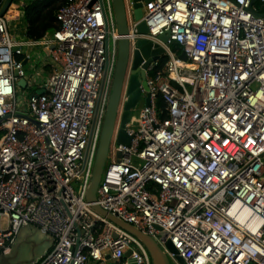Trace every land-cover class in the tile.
Here are the masks:
<instances>
[{
	"label": "built area",
	"instance_id": "1",
	"mask_svg": "<svg viewBox=\"0 0 264 264\" xmlns=\"http://www.w3.org/2000/svg\"><path fill=\"white\" fill-rule=\"evenodd\" d=\"M143 21L145 35L129 21L132 49L158 42L168 61L147 69L150 105L137 130L126 127L130 146L112 151L113 138L96 204L160 247L170 241L176 262L264 264V0H152ZM57 22L22 42L0 17V257L34 226L53 245L32 264L121 263L130 249L152 264L139 239L86 199L117 65L112 0H68ZM166 33L170 47L158 39ZM38 46L52 73L19 101L20 80L35 86L26 48Z\"/></svg>",
	"mask_w": 264,
	"mask_h": 264
},
{
	"label": "water",
	"instance_id": "2",
	"mask_svg": "<svg viewBox=\"0 0 264 264\" xmlns=\"http://www.w3.org/2000/svg\"><path fill=\"white\" fill-rule=\"evenodd\" d=\"M152 0H112L117 31L119 34L118 57L116 71L113 79L112 90L108 102L107 112L101 133L96 161L93 170V177L87 192L86 199L92 205V208L100 215L106 217L114 224L125 229L146 247L152 264H171L169 255L160 247V245L150 236L137 230L134 226L120 220L100 208L97 202L98 189L108 165L110 147L113 138L117 133L116 141L118 144L130 146L132 137L128 136L126 127L131 122L132 112L136 110L139 103L144 100L146 106L150 105V96L145 94L148 91L146 82V72L151 64L161 60L166 55V48L158 42L148 39H139L135 49H132L129 40V21L138 22L137 31L139 34H148L147 23L143 21L145 8ZM14 0H5L0 11V17H4ZM127 3H131V12L128 14ZM108 31V27H107ZM159 41L169 45V33L159 36ZM109 42V36L107 43ZM49 54V52H47ZM183 61H188L187 55L183 52L180 56ZM21 88L27 87L26 80H20L18 84ZM145 91V92H144ZM121 153L117 154V161H120ZM167 239V234H162ZM167 248L171 253H177L170 241L167 242ZM138 254H141L138 252ZM179 264H185L181 257L177 256ZM114 264H138L133 258V250L130 249L125 254V259L121 263Z\"/></svg>",
	"mask_w": 264,
	"mask_h": 264
},
{
	"label": "rangeland",
	"instance_id": "3",
	"mask_svg": "<svg viewBox=\"0 0 264 264\" xmlns=\"http://www.w3.org/2000/svg\"><path fill=\"white\" fill-rule=\"evenodd\" d=\"M18 11V12H17ZM21 11V12H20ZM17 12V13H15ZM23 13V7L21 5H19L18 3L14 2L12 4V6L10 7L8 13L5 15V18L9 21V25H10V32L11 35L13 37L19 38L20 40H25L26 38H24V36L22 35L21 32V27L24 24L25 21V17L24 15H22ZM13 19H16L14 21H11ZM172 50L175 53H179V48L176 44H174L172 46ZM36 52V53H35ZM35 52L34 54V58L36 57H41L42 53H41V48H35ZM46 77V76H45ZM30 78V77H29ZM184 82L186 83V85L191 88V83L192 81L189 80L187 77H183ZM34 86H30L29 88H21L19 89L18 93V99L19 101L23 100V91H25V95L28 96L30 93L33 92L34 90ZM144 105V100H142L141 103H139L138 107L136 108V110H134L132 112V116H131V126L137 130L139 128V115H140V111L142 109ZM116 145H118L117 141H115L113 143L112 146V151L113 149L116 147ZM114 157L113 152L111 153V158L109 159V161H112ZM74 187L77 191H79L78 186L76 183H74ZM20 237L24 240V243L20 245L21 250L20 253L18 254V256H16V259L19 263H24L25 261H27V259H30L32 256H34L36 254V252L39 250V244L40 242H42L41 240H45L47 237H44L45 235H43L36 227L34 226H30V227H24L21 232H20ZM161 247L163 248V250L169 255V260L171 264H177V262L170 256V252L168 250L167 247H164L161 245ZM10 256H2L0 257V263L1 264H10L8 261L10 259Z\"/></svg>",
	"mask_w": 264,
	"mask_h": 264
},
{
	"label": "crops",
	"instance_id": "4",
	"mask_svg": "<svg viewBox=\"0 0 264 264\" xmlns=\"http://www.w3.org/2000/svg\"><path fill=\"white\" fill-rule=\"evenodd\" d=\"M17 12H15V13H17ZM22 15H24V9H23ZM24 17H25V15H24ZM14 20H16V19H13L11 21H14ZM27 28H28V25H27V22L25 20L24 24L22 25L20 30L22 32V35L26 39L20 40L19 38H17V40L22 41V42L31 41L27 38ZM35 48H38V49L41 48V53H42L41 57L34 58L33 53L35 52ZM47 52L48 51L44 50L42 47H39V46L38 47H27L26 53L28 55H30L31 58L30 59H26V58L23 59L22 57H19L20 60L23 59L22 61L25 65L27 73L29 74V77L31 78V80L35 83V86H34L35 88H34L33 92L36 90H39V85L42 84V82L44 80H46L47 76H49L52 73V68L43 62V58L46 55H48ZM37 73H39L40 76H38ZM20 232L16 237L15 243L13 245H11L9 253L2 255L4 257L5 256L8 257L11 255V257L8 261L10 264H32L33 261L41 258L47 251H49L52 248L53 238L45 235L44 237H47V238L45 240H41L42 242H40V244H39L40 247H39V250L36 252V254L34 256H32L30 259H27V261H25L24 263H19L16 259V256H18V254L20 253V250L22 248V247H20V245L24 243V240L20 237V234H21ZM88 264H101V263L96 262L95 260H91ZM104 264H114V262L112 260H108Z\"/></svg>",
	"mask_w": 264,
	"mask_h": 264
},
{
	"label": "trees",
	"instance_id": "5",
	"mask_svg": "<svg viewBox=\"0 0 264 264\" xmlns=\"http://www.w3.org/2000/svg\"><path fill=\"white\" fill-rule=\"evenodd\" d=\"M68 0H35L29 1L24 8L25 20L27 22V38L33 41H40L47 35L53 34L59 27L57 14ZM168 61L167 56L160 60L157 70L164 68ZM159 105L164 106L162 99Z\"/></svg>",
	"mask_w": 264,
	"mask_h": 264
}]
</instances>
